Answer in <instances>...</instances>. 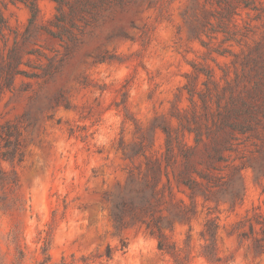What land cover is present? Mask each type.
<instances>
[{"label":"rangeland","instance_id":"obj_1","mask_svg":"<svg viewBox=\"0 0 264 264\" xmlns=\"http://www.w3.org/2000/svg\"><path fill=\"white\" fill-rule=\"evenodd\" d=\"M259 56L264 0H0V264H264Z\"/></svg>","mask_w":264,"mask_h":264},{"label":"trees","instance_id":"obj_2","mask_svg":"<svg viewBox=\"0 0 264 264\" xmlns=\"http://www.w3.org/2000/svg\"><path fill=\"white\" fill-rule=\"evenodd\" d=\"M30 10L32 12V18H31V23H33L37 16H38V12H39V8L36 5V3H32L30 5ZM255 66L256 67H262L264 68V59H262V56H259L256 60H254ZM259 91V89H258ZM247 104L244 102L242 104V108L240 107H233L230 110L227 111L226 115H224L221 119V124L222 127L228 125L229 120L232 116H236L239 117L240 115L247 113L248 111L243 109V107L247 108ZM12 132L11 127L7 128V133ZM169 134V133H168ZM17 144H15L14 146L11 145V143L5 145V149H0V184L4 181H9V183L14 184L17 182V178L15 173L13 174V177H8L6 172H4L1 168V162L6 161V162H10L13 163L15 161V159L18 156L17 153ZM168 159H169V154H170V142H168ZM21 159V155H19V160ZM154 177H158L157 175ZM184 182V181H183ZM186 185H188L190 188H193L191 186V184L187 183L186 181L184 182ZM155 187L154 185H152L150 183V181H146L145 184L143 186H141L139 189H131L128 191V197L127 199L123 202V204L126 203H130L132 206H138L139 204H145L146 202H148V195L153 194L155 192ZM43 246L41 248L42 250V255H43V260L39 263V264H49V262L51 261V255H50V248H51V244L52 241L50 239H48L47 237L43 239ZM159 248L161 250H164V245L163 242L160 241L159 243ZM24 255L21 252V258H23Z\"/></svg>","mask_w":264,"mask_h":264}]
</instances>
